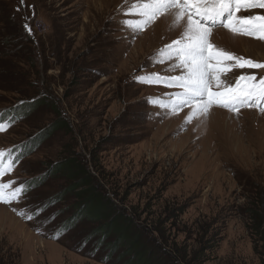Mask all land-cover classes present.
<instances>
[{
    "label": "rangeland",
    "instance_id": "374dc122",
    "mask_svg": "<svg viewBox=\"0 0 264 264\" xmlns=\"http://www.w3.org/2000/svg\"><path fill=\"white\" fill-rule=\"evenodd\" d=\"M133 3L0 0V123L10 124L0 150L16 160L2 179L28 189L0 203V264H134L133 252L123 254L128 240L104 234L107 219L80 216L86 188L111 202L122 226L131 220L128 238L157 257L264 264V111L214 106L187 122L189 107H162L182 91L163 81L183 70L161 62L160 50L186 20L174 26L173 9L139 30L127 23L142 19L129 12ZM236 15L264 16V8ZM210 40L264 63V40L224 27ZM223 67L228 84L264 76L234 61ZM68 159L78 176L55 170Z\"/></svg>",
    "mask_w": 264,
    "mask_h": 264
},
{
    "label": "snow or ice",
    "instance_id": "6c2138e0",
    "mask_svg": "<svg viewBox=\"0 0 264 264\" xmlns=\"http://www.w3.org/2000/svg\"><path fill=\"white\" fill-rule=\"evenodd\" d=\"M255 7L264 8V0H136L131 5L129 12L142 19L127 23L139 30L173 9L176 10L174 26L186 20L180 38L160 50L161 62L175 59L173 67L183 70L181 75L163 81L167 86L178 87L182 91L174 93L170 102L161 104L162 107L170 108L173 114L189 107L191 111L186 117L187 122L199 115H207L214 106L237 113L241 107H260L264 111L261 107L264 104V76L257 80L255 75H242L234 84L221 80V74L229 70L223 67L225 61H234L235 66L240 68H264V63L235 56L213 45L210 40L215 27L264 40V16L236 15L242 8ZM213 81L215 87L223 88V91H213ZM155 82H161L158 74H155ZM9 126L0 123V131ZM15 164L11 150H0V203L18 201L28 190L23 183L13 187L16 181H3L2 178L14 170Z\"/></svg>",
    "mask_w": 264,
    "mask_h": 264
},
{
    "label": "trees",
    "instance_id": "16d2710c",
    "mask_svg": "<svg viewBox=\"0 0 264 264\" xmlns=\"http://www.w3.org/2000/svg\"><path fill=\"white\" fill-rule=\"evenodd\" d=\"M34 100L30 101V105H34ZM29 104V103H27ZM29 106V105H28ZM24 109V108H23ZM55 126H53L54 128ZM55 170L57 171H65L66 174H70L72 176H78L80 174V170L79 168H76V163L73 159H68V160H64L61 161L59 164L55 165ZM84 174L85 172L82 171ZM84 179H86V177H84ZM85 183V181L82 179H79L78 181L75 182L74 186L72 187L75 188L76 186H80L81 184ZM87 188L86 189H81L80 191H78L79 195H85L87 197L85 200V207L82 208V210L80 211V216H86L88 219L92 218V219H99V218H103V219H107L108 223H103L101 226V229L104 231L105 235H109L111 233H113L114 231L117 232V234L119 235V240H128V243H126V248L123 251V254H130V252H133V262L134 264H175V261L173 260V257H171L172 259L170 260V258L168 257V259H163L161 257H157L160 256V254L163 256V253H160L161 251H156V250H152V249H147L149 248L146 243L144 245L139 244V239L137 237V235L135 234L134 237L132 238H128L129 236V228H132V225H134L131 220L126 222L124 226H122V224H120L121 221V217L122 214L120 215L118 212L115 211V207L111 204V202L103 197L100 194H97L95 192H87ZM99 199L101 200V203L99 204ZM105 202V203H104ZM105 205V207H103L102 205ZM91 208L88 209V208ZM113 211H115L114 214ZM126 220V217H124V220ZM259 222V221H257ZM120 224V225H119ZM70 226V225H68ZM125 242V241H124ZM147 246V248H146ZM155 252L158 255H155ZM131 262V261H130Z\"/></svg>",
    "mask_w": 264,
    "mask_h": 264
}]
</instances>
